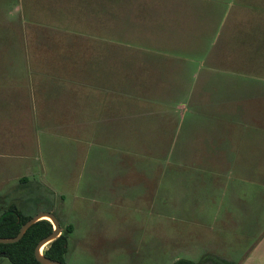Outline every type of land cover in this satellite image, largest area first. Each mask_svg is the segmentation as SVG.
<instances>
[{
    "label": "crops",
    "instance_id": "obj_1",
    "mask_svg": "<svg viewBox=\"0 0 264 264\" xmlns=\"http://www.w3.org/2000/svg\"><path fill=\"white\" fill-rule=\"evenodd\" d=\"M118 5L130 8L132 16L124 17L127 25L128 18L136 19L133 13H139V6L145 9L151 16L147 19L153 20L149 38H193L192 56L149 47L144 60L139 56L143 49L137 47L129 57L135 63H130L128 79L106 67L109 88L102 95L84 94V64L36 65L40 78L31 85L30 103L21 102L26 95H20L17 110L43 120L41 151H52L48 127L60 125L56 128L77 142L69 155L83 156L80 163L92 191L84 199L90 202L113 205L108 201L122 200L117 206L124 213L121 209L128 203L148 197L145 208L141 203L130 208L140 206L160 219L210 227L225 209L229 215L222 219L224 229L237 210L253 217L250 227L256 228L264 215V0H128ZM81 42L70 53L84 54ZM187 65L193 68L195 86L191 110L185 102L173 101L170 113L171 100L151 92L156 86L181 85ZM172 88L176 93L178 88ZM178 108L183 110L179 122L174 114ZM174 124L177 135L169 146ZM85 133L96 144L84 155L79 144ZM173 144V164L194 172L170 174L168 150ZM201 173L210 174L207 185ZM222 198L228 199L230 209L222 207ZM179 259L196 262L186 257L174 261Z\"/></svg>",
    "mask_w": 264,
    "mask_h": 264
},
{
    "label": "rangeland",
    "instance_id": "obj_2",
    "mask_svg": "<svg viewBox=\"0 0 264 264\" xmlns=\"http://www.w3.org/2000/svg\"><path fill=\"white\" fill-rule=\"evenodd\" d=\"M123 1L128 0H0V215L10 204L29 216L53 210L62 230L67 225L72 226L64 254L65 264H172L176 257L201 260L199 264H233L227 261L230 259L237 260L234 264L264 263V215L257 227L251 228L254 218L236 210L224 229L222 219L229 215L225 214V209L216 215V225L210 227L148 215L144 209L148 197L128 203L126 209H121L124 213L117 206L122 200L108 201L114 202L113 205L90 202L84 199L92 191L87 187L84 166L80 163L83 156L69 155L71 146L77 142L65 135L63 129L56 128L60 125L49 126L52 151L48 155L40 149L43 120L30 112L24 115L18 112L20 95H26L21 102L30 103L31 85L40 78L38 64L52 63L60 67L67 63L84 64V94L102 95L109 88L105 84L106 67L120 78L128 79L130 63H135L129 57L137 47L143 49L139 56L144 60L145 49L149 47L192 56L193 46L189 42H194L193 38L147 37L153 20L147 19L151 16L140 6L139 13H133L136 19L135 15L128 18L127 25L124 17L132 14L129 7L118 5ZM138 15H143V19ZM55 38L59 40L53 41ZM82 39L84 54L83 51L70 53L71 49L81 48ZM193 77V68L188 67L181 85L156 86L157 91L148 92L171 100L168 101L170 113H173V101L185 102V109L191 110ZM172 87L178 88L176 93ZM122 92H126L123 87ZM175 111L179 122L183 110ZM177 128L178 124L170 125L169 146L177 135ZM90 138L85 133L79 144L84 155L95 147L96 142ZM168 152L170 174L194 172L179 170L173 164L176 145ZM201 174L203 184L207 185L210 174ZM22 176H26V180ZM190 200L191 197H186V202ZM222 202V207L230 209L228 199L222 198ZM137 203L144 208H130ZM208 219L209 216L205 221L210 224ZM168 223L166 228L164 225ZM155 225L157 229L153 228ZM46 247L43 246L42 251ZM0 264L12 263L0 257Z\"/></svg>",
    "mask_w": 264,
    "mask_h": 264
},
{
    "label": "trees",
    "instance_id": "obj_3",
    "mask_svg": "<svg viewBox=\"0 0 264 264\" xmlns=\"http://www.w3.org/2000/svg\"><path fill=\"white\" fill-rule=\"evenodd\" d=\"M29 218L31 216L23 214L14 204L8 205L0 215V237H15L21 225ZM52 231V223L47 219H40L30 225L18 241L0 243V257H6L12 264H41L35 258L34 249L37 243ZM71 231V225L64 227L61 234L43 250V254L50 259L64 263L67 238ZM172 264H199V262L179 259Z\"/></svg>",
    "mask_w": 264,
    "mask_h": 264
},
{
    "label": "water",
    "instance_id": "obj_4",
    "mask_svg": "<svg viewBox=\"0 0 264 264\" xmlns=\"http://www.w3.org/2000/svg\"><path fill=\"white\" fill-rule=\"evenodd\" d=\"M40 219L49 220L53 225V231L46 237L42 238L37 243L34 249L35 258L41 264H64L59 261L46 257L42 251L43 246L48 245L51 241L56 239L62 232V227L60 226L58 219L55 217V215L52 212H49V211L38 212L37 214L31 216V218H29L24 224L21 225L15 237H11V238L0 237V243H11V242L18 241L23 236L25 231L29 228V226Z\"/></svg>",
    "mask_w": 264,
    "mask_h": 264
}]
</instances>
